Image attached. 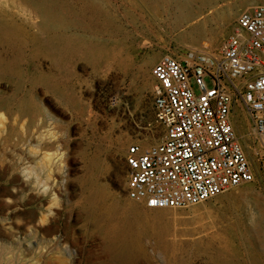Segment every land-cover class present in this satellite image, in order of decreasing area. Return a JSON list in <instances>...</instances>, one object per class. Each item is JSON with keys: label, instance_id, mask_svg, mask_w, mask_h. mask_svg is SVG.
Listing matches in <instances>:
<instances>
[{"label": "rangeland", "instance_id": "rangeland-1", "mask_svg": "<svg viewBox=\"0 0 264 264\" xmlns=\"http://www.w3.org/2000/svg\"><path fill=\"white\" fill-rule=\"evenodd\" d=\"M163 1L0 0V118L22 120L37 133L54 116L64 147L55 181L61 183L47 184L46 201L37 205L60 217L59 227L42 233L30 226L0 237V264H264V218L229 198L234 188L200 209L164 210L163 241L151 228L152 210L127 195L129 146L147 147L163 136L153 109V65L164 55L184 59L208 47L228 12L239 15L245 1L255 0H193V17L177 28ZM250 139L251 133L242 141ZM258 159L257 153V169L248 157L256 178L248 183L259 191L251 204L264 200ZM28 174L37 176L33 167ZM97 189L105 190L101 204L90 202ZM114 203L124 208L111 216L107 207ZM115 232L121 241L134 240L131 259L114 243Z\"/></svg>", "mask_w": 264, "mask_h": 264}, {"label": "built area", "instance_id": "built-area-1", "mask_svg": "<svg viewBox=\"0 0 264 264\" xmlns=\"http://www.w3.org/2000/svg\"><path fill=\"white\" fill-rule=\"evenodd\" d=\"M191 52L189 60L164 55L153 66L163 136L125 155L127 195L150 209L185 208L254 180L232 120L236 101L256 132L264 173V4L240 12L219 58Z\"/></svg>", "mask_w": 264, "mask_h": 264}, {"label": "crops", "instance_id": "crops-1", "mask_svg": "<svg viewBox=\"0 0 264 264\" xmlns=\"http://www.w3.org/2000/svg\"><path fill=\"white\" fill-rule=\"evenodd\" d=\"M17 121L0 118V237L12 236L13 229L30 226L45 233L60 223V217L51 218L37 207L39 200L43 204L46 201L41 190L47 184L61 183L60 177L55 183L62 171L60 153L64 149L56 118L49 117L37 133L29 131V124ZM31 167L37 176L28 174ZM53 205L54 211H59L60 199L53 200Z\"/></svg>", "mask_w": 264, "mask_h": 264}, {"label": "bare ground", "instance_id": "bare-ground-1", "mask_svg": "<svg viewBox=\"0 0 264 264\" xmlns=\"http://www.w3.org/2000/svg\"><path fill=\"white\" fill-rule=\"evenodd\" d=\"M204 2H206V1L204 0ZM163 3H165L164 4V8H165L164 11L169 14L171 24L175 28L181 27L184 23H186L188 20H190L193 17V13H194L193 0H164ZM259 3L264 4V0H262V1L255 0L253 2L245 1L244 2V7H245L244 10H252ZM157 8L159 10L161 9V7H157ZM237 14H238V11L236 9H232L231 11H229L224 24L219 29L216 30V33H213L211 35L210 45L208 47H206L204 45H200L198 48H196L191 53H193L195 56H197L199 54H204V55L210 56L212 58H219L220 52H218V51H220V49L222 47V44H223L222 39L226 35H228L230 30L232 29V27H234V20H236L238 18ZM235 27H236V25H235ZM188 55L189 54H186L183 58L189 60ZM169 56H171V55H169ZM234 109H235V111H234V113H232V120L234 122L236 132L238 133V136H239V133L243 134V136L242 137L239 136V138H240V141L244 147L245 153H246L247 157H249V159L252 161V163L254 165H256V168L258 169L256 158H257V153L259 152L260 146H259V143L257 144V146L254 143V139H256V132L253 129L251 123L249 122L247 114L243 111V109L241 108V105L239 104L238 101H236V105H235ZM241 112H243L247 118L245 120L246 124H244V122L242 123L240 120V118L242 117ZM248 129L250 131H248ZM245 130H247L248 132H245ZM250 133H251L252 139L245 141L246 143H243L242 138H246V136L250 135ZM156 143H157V141H156ZM144 145H147V143H144ZM255 179L256 178H254V180ZM233 190L234 191L230 192V194L228 195L229 198H236V199L244 201L245 203H248L251 207L250 210L252 211L253 217L261 218V219L264 218V200L262 202L261 201L255 202L254 204H251L249 201V198L251 196L259 194V191H258L255 184L248 183V182L243 183L240 186L234 187ZM104 197H105V190L97 189L96 191H93L91 193L90 202L94 203V204H101L104 201ZM203 204H204V201L200 202L198 204H195L194 206H196L198 209H200ZM128 207L136 215V217H138L137 215H139V211L136 208V206L130 205ZM123 208L124 207H121L118 203H114L110 207L109 206L107 207L108 212L111 216L119 215ZM151 210L152 211H147L148 214H149V212H153V214H152L153 220L151 219L153 222L151 223V228H152L155 236H157V238L160 241H163L165 239L167 231L164 227L159 226L160 225V218L164 214V210H169V209L165 208V209H154V210L151 209ZM169 216H171V215H169ZM118 228H120V227H118ZM114 236L115 237L112 238L114 243L119 244L120 247L124 245L123 250L126 251V253L128 254L126 259H128V260L131 259L132 256H129L130 252L133 253L135 248H138V247H136L134 240L131 242H129L128 240L121 241V239H119L120 237H118L119 235L117 232L114 233ZM263 243H264V241H263ZM170 251H169V253H170Z\"/></svg>", "mask_w": 264, "mask_h": 264}]
</instances>
